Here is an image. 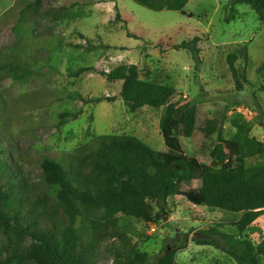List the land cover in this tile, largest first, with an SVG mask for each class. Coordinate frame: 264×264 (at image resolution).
Instances as JSON below:
<instances>
[{
  "label": "rangeland",
  "instance_id": "374dc122",
  "mask_svg": "<svg viewBox=\"0 0 264 264\" xmlns=\"http://www.w3.org/2000/svg\"><path fill=\"white\" fill-rule=\"evenodd\" d=\"M34 1L0 0V136L24 158L21 171L34 187L43 172L40 157L67 158L98 136H134L162 150L165 108L131 113L121 97L122 82H108L101 74L120 65H136L143 80L174 87L173 103L197 107L194 135L181 137L189 157H196L203 145L213 146L220 129L229 154L236 155L230 122L236 114L252 124L251 136L264 141V23L251 7L238 6L237 19L226 23L230 0H190L183 12H155L132 0H41L18 33L11 16L15 8ZM195 37L200 38L199 70L190 52L178 49ZM230 53L239 56L243 91L236 89ZM80 68L93 70L74 76ZM62 113L77 116L64 121ZM246 163L264 166V155ZM201 186L202 174L194 169L183 190ZM147 202L154 222L119 215L120 237L99 245L96 264H111L114 249L125 244L158 258L169 244L182 241L188 247L177 253V264H237L213 247L197 246L193 237L215 226L241 240L230 225L240 215L196 206L180 196L172 197L164 210ZM244 238L252 249L263 240L264 212ZM2 244L0 236V258ZM259 262L264 264L263 256Z\"/></svg>",
  "mask_w": 264,
  "mask_h": 264
},
{
  "label": "trees",
  "instance_id": "16d2710c",
  "mask_svg": "<svg viewBox=\"0 0 264 264\" xmlns=\"http://www.w3.org/2000/svg\"><path fill=\"white\" fill-rule=\"evenodd\" d=\"M132 1L155 12H183L190 0ZM40 2L35 0L15 8L11 17L18 33L25 26L29 11L37 10ZM243 5L251 7L264 23V0H230L225 22L236 20L237 7ZM199 41L195 37L178 46L190 52L195 70L202 64ZM243 53L247 57L246 49ZM238 57L237 53H230L227 62L237 91H243L242 75L236 66ZM90 70L93 69L80 68L74 76ZM101 74L108 82H122L121 97L131 113L144 107L165 108L160 120L162 150L156 151L134 136H98L67 158L40 157L43 172L39 186L34 187L21 171L19 161L24 158L0 136V264H96L99 245L120 237L119 215L153 223L155 218L147 201L164 210L176 196L196 206L240 215L230 225L241 240L214 226L194 235L197 246L213 247L237 264H260L264 238L255 249L244 238L264 212V166L248 167L246 163L247 159L264 155V141L251 136L252 124L241 114L231 117L235 129L231 142L239 151L236 155L229 154L220 129L213 146L203 145L196 157H189L181 137L191 138L197 129L196 106L173 103L176 89L143 80L136 65H120ZM260 88L264 92V85ZM60 116L66 121L77 115ZM164 154L177 159L169 162ZM194 169L202 174V186L184 191ZM37 191L41 195L37 196ZM187 247L186 241L169 244L155 258L125 244L114 249L111 264H177V253Z\"/></svg>",
  "mask_w": 264,
  "mask_h": 264
}]
</instances>
